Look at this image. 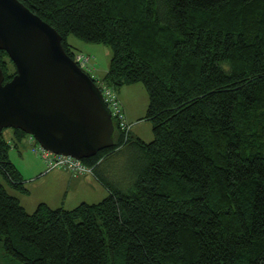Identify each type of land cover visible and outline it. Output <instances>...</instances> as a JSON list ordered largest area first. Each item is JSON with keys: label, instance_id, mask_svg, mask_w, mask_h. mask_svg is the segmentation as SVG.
<instances>
[{"label": "trees", "instance_id": "obj_1", "mask_svg": "<svg viewBox=\"0 0 264 264\" xmlns=\"http://www.w3.org/2000/svg\"><path fill=\"white\" fill-rule=\"evenodd\" d=\"M20 2L71 59L69 34L111 49L99 82L116 93L145 86L154 139L112 119L113 145L82 160L108 190L95 204L29 214L0 185L5 254L23 264H264V0ZM8 64L0 50L4 82ZM122 147L139 152L126 190L95 170ZM8 149L1 134L0 172L27 193Z\"/></svg>", "mask_w": 264, "mask_h": 264}, {"label": "water", "instance_id": "obj_2", "mask_svg": "<svg viewBox=\"0 0 264 264\" xmlns=\"http://www.w3.org/2000/svg\"><path fill=\"white\" fill-rule=\"evenodd\" d=\"M0 50L15 67L0 68V136H32L47 151L84 160L113 145L115 128L102 94L65 52L53 27L20 0H0Z\"/></svg>", "mask_w": 264, "mask_h": 264}, {"label": "rangeland", "instance_id": "obj_3", "mask_svg": "<svg viewBox=\"0 0 264 264\" xmlns=\"http://www.w3.org/2000/svg\"><path fill=\"white\" fill-rule=\"evenodd\" d=\"M66 44L71 48V51L75 53H79L82 55H89L92 56L93 60L92 62L94 63V66L90 67L92 62L87 64L83 70L88 74L92 79L95 80V82L98 84V80L95 78V72L91 71L92 68H96L97 74L103 75L104 72L103 70L108 69L109 62L112 56L111 49L108 46H105L103 44H94V43H87L82 39H79L75 37L73 34H69L66 39H65ZM15 67L14 65L8 64L6 68V73L7 75H10L14 72ZM93 70V69H92ZM94 72V73H92ZM97 76V75H96ZM102 78V77H101ZM126 87H131V92L128 93L127 90L125 89ZM119 89H122L121 93V99L123 101H131L133 103H136L137 107H141L144 103V114L146 116L147 112V106H148V92L145 88V86L142 83H135L129 86H122ZM118 89V90H119ZM117 90V92H118ZM142 124L146 125L147 128L141 129V132L144 135L148 134V140L145 143H149L153 141L154 135L152 132V124L150 121L147 119L142 120ZM2 138L8 143L9 149H8V156L9 160L11 163L15 166V164L12 162V160L17 164V166H20L21 173L26 177L32 176L29 178H33L35 176V173L32 172L30 169H26V164L23 165L22 162L19 161L17 155L18 153H22V158L23 159H31L34 156V154L31 152V145L26 142V138L28 135H26L24 138H17L16 133L13 129L10 128H5L2 131ZM143 138V137H142ZM139 152L134 149V148H127L123 152H121L118 155L112 156L107 162L104 164L105 170H108L112 175L114 176H123V177H128V178H133V167L135 164L134 158L138 157ZM12 159V160H11ZM32 162V161H30ZM16 167V166H15ZM17 169V167H16ZM18 170V169H17ZM19 172V170H18ZM20 173V172H19ZM20 173V174H21ZM21 174V176H22ZM102 175V173H101ZM23 179H25L22 176ZM29 180L31 179H26L24 181V188L25 190L29 193H23L18 188L13 187L9 181L4 177V175L0 172V185L5 189L7 194L10 196H13L18 199L20 205L25 204L27 209L29 210L30 207L33 206V201L35 202L36 200H42L46 199L48 197L54 198L52 196L53 193L52 191L45 189L48 188L46 183H43V187H35L32 188L33 185L32 183L29 184ZM127 181H125L126 183ZM29 185L31 192L27 188ZM58 197V194H57ZM58 202V201H57ZM57 204L56 201L52 202L51 205ZM59 206H62V201L58 202ZM73 203H67V206H72L71 209L75 208L73 206H78V205H72ZM51 208V207H50ZM70 209V210H71ZM34 212V211H33ZM31 214V213H30ZM0 264H23L22 262L18 261L17 259L8 256L5 254L3 250V242L0 241Z\"/></svg>", "mask_w": 264, "mask_h": 264}, {"label": "crops", "instance_id": "obj_4", "mask_svg": "<svg viewBox=\"0 0 264 264\" xmlns=\"http://www.w3.org/2000/svg\"><path fill=\"white\" fill-rule=\"evenodd\" d=\"M89 56V55H88ZM90 62H92L93 58L90 56ZM94 66V63L92 62L91 66ZM93 69V70H92ZM91 71L95 72V78L100 81L101 75L97 74L96 68H92ZM106 70H103L104 74L106 73ZM92 72V73H94ZM97 75V76H96ZM131 87H126L125 89L127 90L128 93L131 92ZM122 90V89H121ZM119 91L117 93L118 99L121 104L122 108V113L124 116V119L126 123L129 125V133L131 136H135L136 138L141 139L143 142H146L148 140V134L144 135L141 132V129L147 128L146 125L142 124L143 120V114H144V103L141 105V107H137L136 103H133L129 100L126 102L123 101L121 97L122 91ZM143 137V138H142ZM127 147H122L121 149L116 150L113 154L110 156L106 157L105 159L101 160L100 163L96 167V171L98 174L104 177L108 183L112 184L116 188L119 189H127L130 184L132 183L133 178H128V177H123V176H114L112 175L108 170H105L103 167L104 164L109 160L112 156L118 155L121 152H123ZM35 156V155H34ZM18 159L20 162L26 164V169L32 170L33 173H35V176L33 178H29L32 176L26 177L21 173L20 166H17V164L12 160V162L15 164L19 172L22 174V176L26 179H31L29 180V184L32 183L33 187H43L44 184L46 183L48 189L52 191L55 194H52L54 198L48 197L46 199L42 200H36L35 202L33 201V206L27 209L25 204H21V206L25 209L27 213H32L36 207L39 204H46L48 207H51L52 209L56 208H64V209H71L72 206H67V203H73L72 205H80L82 203H87V204H95L100 201H102L105 197L108 195V190L98 182V180L94 177V175L89 174V175H83L79 177H72L68 172L62 170V169H52L48 170L45 166V164L41 161V159L37 156L31 158V159H23L22 158V153H18L17 155ZM32 161V162H30ZM125 181H127L125 183ZM29 191L31 192V189L28 185L27 187ZM27 194H29L27 192ZM58 194V197H57ZM51 201L54 202L56 201L57 204L51 205ZM62 201V206H59L58 202ZM77 207V206H73Z\"/></svg>", "mask_w": 264, "mask_h": 264}, {"label": "built area", "instance_id": "obj_5", "mask_svg": "<svg viewBox=\"0 0 264 264\" xmlns=\"http://www.w3.org/2000/svg\"><path fill=\"white\" fill-rule=\"evenodd\" d=\"M90 58L91 57L87 55L79 54L76 56L74 61L81 69H83L87 64H89ZM97 87L102 94L105 105L110 111L111 118L115 120L119 130L127 135L129 132V125L124 119L121 104L116 91L102 82H98ZM26 142L31 145V152L41 159L48 170L62 169L75 178L91 174V169L86 167L82 161L76 160L70 156L53 154L38 144L32 136L28 135Z\"/></svg>", "mask_w": 264, "mask_h": 264}]
</instances>
